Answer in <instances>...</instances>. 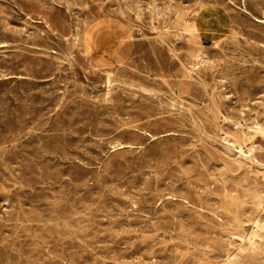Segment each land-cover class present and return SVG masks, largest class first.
I'll return each mask as SVG.
<instances>
[{"label": "rangeland", "instance_id": "1", "mask_svg": "<svg viewBox=\"0 0 264 264\" xmlns=\"http://www.w3.org/2000/svg\"><path fill=\"white\" fill-rule=\"evenodd\" d=\"M0 2V264L264 263V253L256 263L238 252L254 221H264V170L236 171L224 160L235 155L227 142L253 151L261 143L252 128L264 113V0ZM235 253L238 260L229 262Z\"/></svg>", "mask_w": 264, "mask_h": 264}, {"label": "bare ground", "instance_id": "2", "mask_svg": "<svg viewBox=\"0 0 264 264\" xmlns=\"http://www.w3.org/2000/svg\"><path fill=\"white\" fill-rule=\"evenodd\" d=\"M78 1V0H77ZM127 1V0H126ZM135 1V0H134ZM194 1V0H193ZM196 1V0H195ZM260 1V0H259ZM15 2V1H14ZM66 2V1H65ZM117 2V1H116ZM138 2V1H137ZM207 2V1H206ZM209 2V1H208ZM262 2V1H261ZM1 3V2H0ZM7 3V2H6ZM41 3V2H40ZM46 3V2H45ZM52 3V2H51ZM54 3V2H53ZM114 3V2H113ZM31 4V3H30ZM38 4V3H37ZM72 4V3H71ZM70 4V5H71ZM75 4V3H74ZM129 4V3H128ZM137 4V3H136ZM165 4H168V2L167 3H165ZM263 4V3H262ZM39 5V4H38ZM45 5V4H44ZM59 5V4H58ZM64 5V4H63ZM81 5V4H80ZM112 6H113V4H111ZM132 5V4H131ZM171 5V4H170ZM213 5V4H212ZM211 5V6H212ZM52 6V5H51ZM88 6V5H87ZM128 6V5H127ZM139 6V5H138ZM166 6V5H165ZM181 6H182V4H181ZM189 6V5H188ZM199 6V5H198ZM9 7V6H8ZM56 7V6H55ZM156 6H154V8H155ZM167 7V6H166ZM191 7V6H190ZM229 7H230V5H229ZM20 8V7H19ZM54 8V7H53ZM64 8V7H63ZM71 8V7H70ZM121 8V7H120ZM126 8V7H125ZM128 8V7H127ZM132 8V7H131ZM153 8V9H154ZM183 8V7H182ZM197 8V7H196ZM233 8V7H232ZM246 8H248V6L246 7ZM11 9V8H10ZM48 9V8H47ZM50 9V8H49ZM72 9V8H71ZM103 9H104V7H103ZM111 9V8H110ZM136 9V8H135ZM139 9V8H138ZM140 9H141V7H140ZM174 9V8H173ZM190 9V8H189ZM231 9V8H230ZM241 9V8H240ZM7 10V9H6ZM80 10H82V9H80ZM118 10V9H117ZM131 10V9H130ZM168 10H169V8H168ZM176 10V9H175ZM186 10H187V8H186ZM214 10V9H213ZM10 11V10H9ZM62 11V10H61ZM73 11V10H72ZM88 11V10H87ZM100 11V10H99ZM101 11H102V9H101ZM132 11V10H131ZM135 11V10H134ZM152 11V10H151ZM157 11V9L154 11V12H156ZM216 11V10H215ZM2 12V11H1ZM24 12V11H23ZM111 12V11H110ZM125 12H126V10H125ZM128 13H129V11H127ZM153 12V11H152ZM153 12V13H154ZM175 12V11H174ZM217 12V11H216ZM239 12V11H238ZM12 13H14V12H12ZM127 13V14H128ZM140 13V12H139ZM143 13V12H142ZM218 13V12H217ZM226 12H224V14H225ZM257 13V12H256ZM135 14V13H134ZM243 14V13H242ZM80 15V14H79ZM135 15H140V14H135ZM175 15V14H174ZM216 15V14H215ZM237 15H239V14H237ZM248 15H250V14H248ZM257 15V14H256ZM30 16H32V15H30ZM33 16H34V14H33ZM38 16V15H37ZM75 16V15H74ZM117 16V15H116ZM122 16V15H121ZM128 16V15H127ZM154 16H155V14H154ZM163 16V15H162ZM226 16V15H225ZM230 16V15H229ZM242 17V15H239V17ZM246 15H245V13H244V17H245ZM6 17V16H5ZM54 17V16H53ZM63 17H64V15H63ZM70 17V16H69ZM175 17V16H174ZM188 17V16H187ZM198 17V16H197ZM196 17V18H197ZM42 18V17H41ZM75 18V17H74ZM77 18V17H76ZM114 18V17H113ZM151 18H153V17H151ZM201 18V17H200ZM253 18V17H252ZM43 19V18H42ZM139 19V18H138ZM206 19V18H205ZM230 19V18H229ZM4 20V19H3ZM40 20V19H39ZM72 20V19H71ZM76 20V19H75ZM95 20V19H94ZM113 21H115L114 19H112ZM153 20V19H152ZM155 20H156V18H155ZM171 20V19H170ZM193 20V19H192ZM233 20V19H232ZM243 20V19H242ZM80 21V20H79ZM96 21V20H95ZM136 21V20H135ZM138 21V20H137ZM144 21V20H143ZM161 21V20H160ZM172 21V20H171ZM246 21H248V20H246ZM57 22V21H56ZM71 22H73V21H71ZM87 22V21H86ZM93 22V21H92ZM165 22V21H164ZM167 22V21H166ZM199 22V21H198ZM210 22V21H209ZM253 22V21H252ZM3 23H6V22H3ZM30 23H31V21H30ZM46 23V22H45ZM48 23V22H47ZM81 23V22H80ZM95 23V22H94ZM93 23V24H94ZM126 23V22H125ZM131 23V22H130ZM149 23V22H148ZM147 23V24H148ZM186 23V22H185ZM202 23V22H201ZM200 23V24H201ZM205 23V22H204ZM231 23V22H230ZM236 23H238V22H236ZM251 23V22H250ZM25 24V23H24ZM44 24V23H43ZM42 24V25H43ZM174 24V23H173ZM3 25V24H2ZM36 25V24H35ZM71 25V24H70ZM127 25V24H126ZM134 25V24H133ZM151 25V24H150ZM191 25V24H190ZM239 25V24H238ZM48 26H49V24H48ZM61 26V25H60ZM63 26V25H62ZM77 26V25H76ZM94 26V25H93ZM131 26V25H130ZM160 26V25H159ZM172 26V25H171ZM206 26V25H205ZM233 26V25H232ZM256 26V25H255ZM25 27V26H24ZM29 27V26H28ZM31 27V26H30ZM50 27V26H49ZM81 27V26H80ZM132 27V26H131ZM135 27V26H134ZM199 27V26H198ZM218 27V26H217ZM239 27V26H238ZM7 28V27H6ZM153 28V27H152ZM166 28V27H165ZM254 28V27H253ZM262 28V27H261ZM264 28V27H263ZM32 29V28H31ZM36 29V28H35ZM35 29H34V31H35ZM60 29V28H59ZM128 29V28H127ZM149 29V28H148ZM241 29V28H240ZM18 30V29H17ZM20 30V29H19ZM129 30V29H128ZM138 30V29H137ZM136 30V31H137ZM182 30V29H181ZM203 30V29H202ZM201 30V31H202ZM263 30V29H262ZM5 31V30H4ZM21 31H23V30H21ZM28 31V30H27ZM32 31V30H31ZM51 31V30H50ZM78 31V30H77ZM103 31V30H102ZM241 31V30H240ZM260 31V30H259ZM6 32V31H5ZM64 32V31H63ZM128 32V31H127ZM161 32V31H160ZM260 32H262V31H260ZM162 33V32H161ZM179 33V32H178ZM207 33H209V32H207ZM249 33V32H248ZM3 34V33H2ZM37 34V33H36ZM38 34H40V33H38ZM109 34V33H108ZM141 34V33H140ZM168 34V33H167ZM4 35V34H3ZM6 35V34H5ZM24 35V34H23ZM45 35V34H44ZM55 35V34H54ZM61 35V34H60ZM76 35H78V34H76ZM135 35V34H134ZM158 35V34H157ZM162 35V34H161ZM206 35V34H205ZM212 35V34H211ZM224 35V34H223ZM256 35V34H255ZM53 36V35H52ZM57 36V35H56ZM85 36V35H84ZM83 36V38H85ZM103 36V35H102ZM133 36V35H132ZM145 36V35H144ZM167 36V35H166ZM207 36V35H206ZM213 36V35H212ZM229 36V35H228ZM257 36V35H256ZM13 37V36H12ZM15 37V36H14ZM43 37V36H42ZM104 37V36H103ZM109 37V36H108ZM221 37H222V35H221ZM255 37V36H254ZM261 37V36H260ZM37 38H39V37H37ZM62 38V37H61ZM70 38V37H69ZM73 38V37H72ZM78 38V37H77ZM80 38V37H79ZM166 38V37H165ZM182 38V37H181ZM241 38V37H240ZM22 39V38H21ZM28 39V38H27ZM34 39V38H33ZM76 39V38H75ZM102 39V38H101ZM119 39H121V38H119ZM148 39V38H147ZM180 39V38H179ZM206 39V38H205ZM5 40V39H4ZM73 40V39H72ZM90 40V39H89ZM93 40V39H92ZM106 40V39H105ZM182 40V39H181ZM185 40V39H184ZM220 40H221V38H220ZM244 40V39H243ZM247 40V39H246ZM20 41V40H19ZM18 41V42H19ZM30 41V40H29ZM28 41V42H29ZM34 41V40H33ZM42 41V40H41ZM55 41V40H54ZM81 41V40H80ZM91 41V40H90ZM159 41V40H158ZM162 41V40H161ZM250 41V40H249ZM260 41H262V40H260ZM13 42V41H12ZM79 42V41H78ZM84 42V41H83ZM132 42V41H131ZM138 42V41H137ZM180 42V41H179ZM225 42V41H224ZM243 42V41H242ZM58 43V42H57ZM135 43V42H134ZM181 43V42H180ZM24 44H26V43H24ZM34 44V43H33ZM36 44V43H35ZM49 44V43H48ZM102 44V43H101ZM132 44H133V42H132ZM162 44V43H161ZM177 44V43H176ZM188 44V43H187ZM228 44V43H227ZM237 44V43H236ZM253 44V43H252ZM31 45H32V43H31ZM77 45H80V44H77ZM76 45V46H77ZM95 45V44H94ZM169 45V44H168ZM52 46V45H51ZM61 46V45H60ZM82 46V45H81ZM164 46V45H163ZM189 46V45H188ZM215 46H217V45H215ZM227 46V45H226ZM241 46V45H240ZM9 47V46H8ZM74 47V46H73ZM96 47H98V46H96ZM111 47V46H110ZM162 47V46H161ZM174 47V46H173ZM7 48V47H6ZM29 48V47H28ZM48 48H50V47H48ZM58 48V47H57ZM76 48V47H75ZM94 48V47H93ZM111 48H113V47H111ZM115 48V47H114ZM191 48V47H190ZM213 49H214V47H212ZM232 48V47H231ZM36 49V48H35ZM67 49V48H66ZM174 49V48H173ZM241 49V48H240ZM11 50V49H10ZM74 50V49H73ZM80 50V49H79ZM82 50V49H81ZM89 50V49H88ZM205 50V49H204ZM236 50V49H235ZM246 50H248L247 48H246ZM44 51V50H43ZM121 51V50H120ZM119 51V52H120ZM141 51V50H140ZM200 51V50H199ZM211 51V50H210ZM249 51V50H248ZM261 51V50H260ZM63 52V51H62ZM78 52V51H77ZM90 52V51H89ZM216 52H217V50H216ZM1 53V52H0ZM4 53V52H3ZM12 53V52H11ZM18 53H19V51H18ZM48 53V52H47ZM73 53V52H72ZM154 53V52H153ZM186 53H188V52H186ZM262 53V52H261ZM14 54V53H13ZM24 54H25V52H24ZM28 54V53H27ZM172 54V53H171ZM207 54V53H206ZM255 54V53H254ZM22 55V54H21ZM181 55V54H180ZM186 55V54H185ZM194 55V54H193ZM223 55V54H222ZM257 55V54H256ZM9 56V55H8ZM12 56V55H11ZM23 56V55H22ZM173 56V55H172ZM205 56H207V55H205ZM241 56V55H240ZM62 57V56H61ZM73 57V56H72ZM79 57V56H78ZM84 57V56H83ZM203 57V56H202ZM13 58H14V56H13ZM98 58V57H97ZM208 58V57H207ZM4 59V58H3ZM17 59H19V58H17ZM68 59V58H67ZM76 59V58H75ZM99 59V58H98ZM133 59H135V58H133ZM137 59H139V58H137ZM258 59V58H257ZM1 60V59H0ZM34 60V59H33ZM87 60V59H86ZM201 60V59H200ZM260 60H262V59H260ZM38 61H40V60H38ZM57 61V60H56ZM68 61V60H67ZM104 61V60H103ZM102 61V62H103ZM143 61V60H142ZM174 61V60H173ZM224 61V60H223ZM251 61V60H250ZM2 62V61H1ZM0 62V63H1ZM88 62H89V60H88ZM96 62V61H95ZM104 62H107V61H104ZM205 62V61H204ZM226 62V61H225ZM233 62V61H232ZM241 62H242V60H241ZM247 62H248V60H247ZM4 63H5V61H4ZM7 63V62H6ZM29 63V62H28ZM33 63V62H32ZM40 63V62H39ZM70 63V62H69ZM80 63V62H79ZM199 63V62H198ZM202 63V62H201ZM212 63V62H211ZM222 63V62H221ZM244 63V62H243ZM246 63V62H245ZM244 63V64H245ZM252 63V62H251ZM26 64V63H25ZM34 64V63H33ZM83 64V63H82ZM109 64V63H108ZM141 64V63H140ZM177 64H178V62H177ZM186 64V63H185ZM193 64H194V62H193ZM192 64V65H193ZM200 64V63H199ZM203 64V63H202ZM206 64V63H205ZM239 64V63H238ZM22 65V64H21ZM43 65V64H42ZM70 65V64H69ZM91 65V64H90ZM102 65V64H101ZM188 65V64H187ZM191 65V64H190ZM208 65V64H207ZM221 65V64H220ZM240 65V64H239ZM83 66V65H82ZM87 66V65H86ZM97 66V65H96ZM189 66V65H188ZM222 66V65H221ZM247 66V65H246ZM259 66V65H258ZM101 67V66H100ZM113 67V66H112ZM115 67V66H114ZM196 67V66H195ZM211 67V66H210ZM215 67H216V65H215ZM14 68V67H13ZM30 68V67H29ZM35 68V67H34ZM151 68V67H150ZM201 68V67H200ZM234 68V67H233ZM86 69H88L89 70V68H86ZM114 69V68H113ZM121 69V68H120ZM119 69V70H120ZM123 69H124V67H123ZM222 69V68H221ZM224 69V68H223ZM222 69V70H223ZM229 69V68H228ZM27 70V69H26ZM70 70V69H69ZM104 70V69H103ZM181 70V69H180ZM187 70V69H186ZM204 70V69H203ZM202 70V71H203ZM237 70V69H236ZM239 70V69H238ZM13 71V70H12ZM87 71V70H86ZM192 71V70H191ZM196 71V70H195ZM200 71V70H199ZM209 71V70H208ZM212 71V70H211ZM218 71V70H217ZM4 72V71H3ZM127 72H129V71H127ZM178 72V71H177ZM197 72V71H196ZM204 72H205V70H204ZM31 73V72H30ZM123 73V72H122ZM129 73H131V72H129ZM183 73V72H182ZM211 73V72H210ZM231 73H233V72H231ZM230 73V74H231ZM241 73V72H240ZM239 73V74H240ZM24 74V73H23ZM108 74V73H107ZM140 74V73H139ZM151 74V73H150ZM181 74V73H180ZM187 74H188V71H187ZM193 74V73H192ZM237 74V73H236ZM243 74V73H242ZM33 75V74H32ZM31 75V76H32ZM101 75V74H100ZM106 75V74H105ZM122 75V74H121ZM160 75V74H159ZM175 75V74H174ZM206 75V77H207V73L205 74ZM225 75V74H224ZM36 76V75H35ZM50 76V75H49ZM153 76V75H152ZM156 76V75H155ZM158 76V75H157ZM6 77V76H5ZM163 77V76H162ZM171 77V76H170ZM182 77V76H181ZM232 77H234V76H232ZM33 78V77H32ZM143 78V77H142ZM172 78V77H171ZM189 78H191V77H189ZM196 78V77H195ZM264 78V77H263ZM46 79V78H45ZM192 79V78H191ZM212 79V78H211ZM236 79V78H235ZM15 80V79H14ZM42 80V79H41ZM58 80V79H57ZM120 80V79H119ZM193 80H195V79H193ZM229 80V79H228ZM151 81V80H150ZM165 81V83H166V80H164ZM191 81V80H190ZM205 81V80H204ZM216 81V80H215ZM8 82H9V80H8ZM46 82V81H45ZM76 82V81H75ZM74 82V83H75ZM161 82V81H160ZM169 82V81H168ZM173 82V81H172ZM231 82V81H230ZM10 83V82H9ZM22 83V82H21ZM34 83V82H33ZM36 83V82H35ZM50 83V82H49ZM48 83V84H49ZM129 83H130V81H129ZM175 83V82H174ZM182 83V82H181ZM203 83V82H202ZM30 84V83H29ZM28 84V85H29ZM37 84V83H36ZM35 84V85H36ZM57 84V83H56ZM132 84V83H131ZM137 84V83H136ZM163 84V83H162ZM180 84V83H179ZM223 84H224V82H223ZM222 84V85H223ZM231 84H232V82H231ZM76 85V84H75ZM124 85V84H123ZM171 85V84H170ZM200 85V84H199ZM198 85V86H199ZM218 85V84H217ZM258 85V84H257ZM256 85V86H257ZM54 86V85H53ZM58 86V85H57ZM61 86V85H60ZM77 86V85H76ZM118 86V85H117ZM128 86H130V85H128ZM151 86V85H150ZM154 86V85H153ZM168 86V85H167ZM172 86V85H171ZM47 87V86H46ZM50 87V86H49ZM72 86L70 85V88H71ZM82 88H83V86H81ZM88 87V86H87ZM122 87V86H121ZM124 87V86H123ZM158 87V86H157ZM229 87H230V85H229ZM69 88V87H68ZM86 88V87H85ZM90 88V87H89ZM126 88V87H125ZM199 88V87H198ZM246 88V87H245ZM258 88V87H257ZM27 89V88H26ZM80 89V88H79ZM91 89V88H90ZM92 89H94V88H92ZM168 89V88H167ZM173 89V88H172ZM186 89V88H185ZM201 89V88H200ZM199 89V90H200ZM209 90H210V88H208ZM260 89V88H259ZM74 90V89H73ZM113 90V89H112ZM126 90V89H125ZM124 90V91H125ZM131 90V89H130ZM134 90V89H133ZM138 90V89H137ZM164 90V89H163ZM180 90H181V88H180ZM198 90V91H199ZM10 91V90H9ZM60 91V90H59ZM65 91V90H64ZM77 91H78V89H77ZM82 91H83V89H82ZM95 91V90H94ZM127 91V90H126ZM129 91V90H128ZM139 91V90H138ZM141 91V90H140ZM179 91V90H178ZM188 90H186V92H187ZM193 91V90H192ZM206 91V90H205ZM4 92V91H3ZM19 93L21 92V91H18ZM70 92V91H69ZM101 92V91H100ZM109 92V91H108ZM107 92V93H108ZM112 92V91H111ZM110 92V93H111ZM136 92V91H135ZM212 92V91H211ZM232 92V91H231ZM10 93H12V92H10ZM83 93V92H82ZM90 93H91V91H90ZM98 93V92H97ZM115 93V92H114ZM141 93V92H140ZM162 93V92H161ZM184 93V92H183ZM201 93V92H200ZM203 93H204V91H203ZM220 93V92H219ZM246 93V92H245ZM244 93V94H245ZM6 94H8V93H6ZM32 94V93H31ZM62 94V93H61ZM80 94V93H79ZM105 94V93H104ZM128 94V93H127ZM134 94V93H133ZM147 94V93H146ZM158 94V93H157ZM180 94V93H179ZM192 94V93H191ZM190 94V95H191ZM194 94V93H193ZM229 94H230V92H229ZM13 95H15V94H13ZM22 95V94H21ZM59 95V94H58ZM67 95V94H66ZM94 95V94H93ZM99 95V94H98ZM117 95V94H116ZM124 95V94H123ZM135 95V94H134ZM171 95V94H170ZM212 95V94H211ZM245 95H248V94H245ZM251 95V94H250ZM3 96H5V95H3ZM23 96V95H22ZM29 96V95H28ZM69 96V95H68ZM73 96V95H72ZM77 96V95H76ZM87 96V95H86ZM144 96H146V95H144ZM150 96V95H149ZM153 96V95H152ZM199 96V95H198ZM206 96H208L207 94H206ZM238 96V95H237ZM7 97V96H6ZM15 97V96H14ZM48 97V96H47ZM55 97V96H54ZM136 97H137V95H136ZM163 97V96H162ZM169 97V96H168ZM173 97V96H172ZM171 97V98H172ZM191 97V96H190ZM248 97V96H247ZM3 98V97H2ZM43 98V97H42ZM68 98V97H67ZM69 98H70V96H69ZM89 98V97H88ZM93 98V97H92ZM101 98H104V97H101ZM109 98V97H108ZM160 98V97H159ZM189 98V97H188ZM205 98V97H204ZM209 98V97H208ZM208 98H205V99H208ZM238 98V97H237ZM236 98V99H237ZM14 99V98H13ZM53 99V98H52ZM63 99V98H62ZM97 99V98H96ZM117 99V98H116ZM239 99V98H238ZM237 99V100H238ZM241 99V98H240ZM31 100V99H30ZM56 100V99H55ZM104 100V99H103ZM149 100V99H148ZM185 100H187V99H185ZM209 100V99H208ZM249 100V99H248ZM48 101V100H47ZM52 101V100H51ZM92 101V100H91ZM99 101V100H98ZM102 101V100H101ZM151 101V100H150ZM182 101V100H181ZM187 101H190L191 102V100H187ZM214 101V99L212 100V102ZM16 102V101H15ZM46 102V101H45ZM50 102V101H49ZM57 102H59V101H57ZM72 102V101H71ZM108 102V101H107ZM159 102V101H158ZM168 102V101H167ZM33 103V102H32ZM44 103V102H43ZM81 103V102H80ZM79 103V104H80ZM94 103V102H93ZM109 103V102H108ZM183 103V102H182ZM185 103V102H184ZM205 103V102H204ZM211 103V102H210ZM209 103V104H210ZM257 103V102H256ZM23 104V103H22ZM31 104V103H30ZM104 104V103H103ZM121 104H122V102H121ZM159 104V103H158ZM214 104V103H213ZM236 104V103H235ZM253 104V103H252ZM83 105V104H82ZM89 105V104H88ZM146 105H147V103H146ZM244 105V104H243ZM242 105V106H243ZM251 105V104H250ZM3 106V105H2ZM24 106V105H23ZM32 106V105H31ZM36 106V105H35ZM90 106V105H89ZM94 106V105H93ZM155 106V105H154ZM172 106H173V104H172ZM216 108H219V105H218V103H216L215 102V105H214ZM239 106V105H238ZM255 106V105H254ZM27 107V106H26ZM25 107V108H26ZM33 107V106H32ZM38 107H39V105H38ZM81 107V106H80ZM83 107H85V106H83ZM95 107V106H94ZM184 107V106H183ZM192 107V106H191ZM198 107V106H197ZM204 107V106H203ZM4 108V107H3ZM2 108V109H3ZM6 108V107H5ZM59 108V107H58ZM89 108V107H88ZM87 107H86V109H88ZM104 108V107H103ZM113 108V107H112ZM159 108H161V107H159ZM190 108V107H189ZM34 109V108H33ZM142 109V108H141ZM180 109H182V108H180ZM207 109V108H206ZM249 109V108H248ZM22 110V109H21ZM138 110V109H137ZM143 110V109H142ZM141 110V111H142ZM156 110V109H155ZM170 110V109H169ZM174 110V109H173ZM192 111H193V109H191ZM211 110V109H210ZM212 110H214V109H212ZM250 110V109H249ZM14 111V110H13ZM23 111V110H22ZM25 111V110H24ZM29 111V110H28ZM144 111V110H143ZM177 111V110H176ZM185 111V110H184ZM196 111V110H195ZM194 111V112H195ZM216 111V110H215ZM242 111V110H241ZM246 111V110H245ZM248 111V110H247ZM7 112V111H6ZM35 112V111H34ZM162 112H163V109H162ZM169 112H171V111H169ZM207 112V111H206ZM211 112V111H210ZM220 112V111H219ZM240 112V111H239ZM32 113V112H31ZM146 113V112H145ZM177 113V112H176ZM184 113V112H183ZM185 114V113H184ZM198 114V113H197ZM217 114H218V112H217ZM234 114V113H233ZM29 115V114H28ZM57 115V114H56ZM159 115H161V114H159ZM190 115V114H189ZM205 115V114H204ZM220 115V114H219ZM218 115V116H219ZM13 116V115H12ZM25 116V115H24ZM37 116V115H36ZM199 116V115H198ZM207 116V115H206ZM211 116V115H210ZM232 116V115H231ZM33 117V116H32ZM63 117V116H62ZM97 117V116H96ZM261 119L259 120V122L258 123H256L255 124V127H253L252 128V131L254 132V133H256V134H258V137H256V138H258V139H260L261 140V143H260V145H258L259 146V148L256 150V151H253L252 149H250V148H247V149H245V147L242 145V144H238V146H236L234 143H231V142H227V145L225 146V149H227L228 151H231V152H235V155L233 156L232 154H226V156L224 157V160H225V162L227 163V165L230 167V168H233L234 170H236V171H239V169H242L244 166H246L247 168H249V169H256V168H260V170L261 169H263L264 170V113H262L261 114ZM25 118V117H24ZM34 118V117H33ZM66 118H67V116H66ZM160 118V117H159ZM169 118V117H168ZM179 118V117H178ZM181 118V117H180ZM190 118H192V117H190ZM208 118V117H207ZM12 119H14V118H12ZM40 119V118H39ZM38 119V120H39ZM92 119V118H91ZM90 119V120H91ZM151 119V118H150ZM163 119V118H162ZM165 119V118H164ZM202 119V118H201ZM245 119V118H244ZM259 119V118H258ZM31 120H32V118H31ZM37 120V121H38ZM134 120V119H133ZM234 120H236L235 118H234ZM97 121V120H96ZM170 121V120H169ZM186 121V120H185ZM189 121V120H188ZM199 121V120H198ZM216 121V120H215ZM239 121V120H238ZM245 121V120H244ZM244 121H243V123H244ZM248 121V120H247ZM5 122V121H4ZM60 122V121H59ZM68 122V121H67ZM98 122V121H97ZM153 122V121H152ZM193 122V121H192ZM203 122V121H202ZM229 122V121H228ZM246 122V121H245ZM255 122V121H254ZM23 123H24V121H23ZM216 123H217V121H216ZM250 123V122H249ZM6 124V123H5ZM9 124V123H8ZM18 124V123H17ZM38 124V123H37ZM36 124V125H37ZM125 124V123H124ZM167 124V123H166ZM232 124V123H231ZM27 125V124H26ZM40 125H41V123H40ZM129 125H131V124H129ZM140 125V124H139ZM192 125V124H191ZM9 126V125H8ZM25 126V125H24ZM35 126V125H34ZM58 126V125H57ZM120 126V125H119ZM136 126V125H135ZM138 126V125H137ZM151 126V125H150ZM175 126V125H174ZM230 126V125H229ZM236 126V125H235ZM205 127V126H204ZM207 127H209V125L207 126ZM218 127V126H217ZM233 127V126H232ZM16 128H17V126H16ZM21 128V127H20ZM23 128V127H22ZM163 128H165V127H163ZM170 128V127H169ZM172 128V127H171ZM192 128V127H191ZM194 128V127H193ZM192 128V129H193ZM196 128V127H195ZM236 128V127H235ZM238 128V127H237ZM236 128V129H237ZM242 128V127H241ZM58 129V128H57ZM62 129V128H61ZM119 129V128H118ZM137 129H139V128H137ZM33 130V129H32ZM35 130V129H34ZM54 130V129H53ZM126 130V129H125ZM188 130V129H187ZM249 130V129H248ZM25 131V130H24ZM43 131V130H42ZM58 131V130H57ZM63 131V130H62ZM71 131V130H70ZM129 131V130H128ZM143 131V130H142ZM162 131V130H161ZM170 131V130H169ZM173 131V130H172ZM179 131V130H178ZM192 131V130H191ZM190 131V132H191ZM198 131V130H197ZM236 131V130H235ZM242 131V130H241ZM251 131V130H250ZM26 132V131H25ZM55 132H56V130H55ZM133 132H135L134 130H133ZM10 133V132H9ZM27 133V132H26ZM42 133V132H41ZM65 133V132H64ZM149 133V132H148ZM181 133V132H180ZM192 133V132H191ZM199 133V132H198ZM13 134V133H12ZM15 134H16V132H15ZM32 134H34V133H32ZM55 134V133H54ZM150 134V133H149ZM177 134V133H176ZM212 134V133H211ZM242 134V133H241ZM8 135V134H7ZM17 135V134H16ZM18 135H19V133H18ZM17 135V136H18ZM29 135H31L30 133H29ZM57 135V134H56ZM73 135V134H72ZM158 135V134H157ZM162 135V134H161ZM164 135V134H163ZM179 135V134H178ZM196 135V134H195ZM251 135V134H250ZM32 136V135H31ZM53 136V135H52ZM66 136V135H65ZM174 136V135H173ZM172 136V137H173ZM202 136V135H201ZM215 136H216V134H215ZM23 137H25V136H23ZM30 137V136H29ZM34 137V136H33ZM32 137V138H33ZM51 137V136H50ZM59 137V136H58ZM186 138H187V136H185ZM237 137V136H236ZM11 138V137H10ZM15 138V137H14ZM19 138V137H18ZM27 138V137H26ZM37 138V137H36ZM65 138V137H64ZM71 138V137H70ZM69 138V139H70ZM243 138H245V137H243ZM9 139V138H8ZM50 139V138H49ZM48 139V140H49ZM59 139V138H58ZM67 139V138H66ZM161 139V138H160ZM159 139V140H160ZM171 139H173V138H171ZM184 139V138H183ZM229 139V138H228ZM234 139V138H233ZM37 140H39V139H37ZM46 140H47V138H46ZM60 140V139H59ZM63 140V139H62ZM182 140V139H181ZM235 140V139H234ZM241 140V139H240ZM248 140H250V139H248ZM14 141V140H13ZM28 141V140H27ZM26 141V142H27ZM42 141H44V139L42 140ZM55 141V140H54ZM65 141V140H64ZM233 141V140H232ZM236 141V140H235ZM254 141V140H253ZM2 142V141H1ZM11 142V141H10ZM36 142V141H35ZM49 142V141H48ZM63 142V141H62ZM162 142V141H161ZM47 143V142H46ZM66 143V142H65ZM254 143V142H253ZM5 144V143H4ZM15 144V143H14ZM19 144V143H18ZM44 144V143H43ZM71 144V143H70ZM139 144V143H138ZM161 144V143H160ZM197 144V143H196ZM13 145V144H12ZM22 145V144H21ZM47 145V144H46ZM56 145V144H55ZM66 144H64V146H65ZM71 145H73V144H71ZM143 145V144H142ZM156 145V144H155ZM168 145V144H167ZM219 145V144H218ZM245 145V144H244ZM6 146V145H5ZM17 146V145H16ZM41 146V145H40ZM58 146V145H57ZM211 146V145H210ZM214 146V145H213ZM10 147V146H9ZM8 147V148H9ZM55 147V146H54ZM60 147V146H59ZM187 147V146H186ZM223 147V146H222ZM246 147H247V145H246ZM12 148V147H11ZM35 148V147H34ZM47 148V147H46ZM49 148V147H48ZM47 148V149H48ZM71 148V147H70ZM69 148V149H70ZM193 148V147H192ZM41 149H44V148H41ZM54 149V148H53ZM64 149V148H63ZM74 149H75V147H74ZM76 149H77V147H76ZM138 149V148H137ZM194 149V148H193ZM5 150V149H4ZM38 150V149H37ZM12 151H13V148H12ZM16 151V150H15ZM35 151V150H34ZM62 151V150H61ZM64 151V150H63ZM63 151H62V153H63ZM66 151V150H65ZM72 151V150H71ZM70 151V152H71ZM75 151V150H74ZM144 151H146V150H144ZM143 151V152H144ZM156 151V150H155ZM185 151V150H184ZM5 152V151H4ZM31 152H33V151H31ZM41 152V151H40ZM44 152V151H43ZM47 152V151H46ZM78 152V151H77ZM147 152V151H146ZM145 152V153H146ZM225 152V151H224ZM61 153V152H60ZM67 153V152H66ZM123 153V152H122ZM125 153V152H124ZM155 153V152H154ZM163 153V152H162ZM196 152H194V154H195ZM11 154V153H10ZM22 154V153H21ZM64 154V153H63ZM113 154V153H112ZM115 154V153H114ZM113 154V155H114ZM126 154V153H125ZM183 154V153H182ZM49 155V154H48ZM47 155V156H48ZM52 155V154H51ZM83 155V154H82ZM156 155V154H155ZM4 156H6V155H4ZM13 156V155H12ZM39 156V155H38ZM50 156V155H49ZM118 156V155H117ZM120 156V155H119ZM137 156V155H136ZM143 156V155H142ZM147 156V155H146ZM160 156V155H159ZM165 156V155H164ZM163 156V157H164ZM32 157H33V155H32ZM46 157V156H45ZM45 157H43V158H45ZM53 157V156H52ZM55 157V156H54ZM85 157V156H84ZM161 157V156H160ZM10 158V157H9ZM72 158V157H71ZM180 158V157H179ZM17 159V158H16ZM37 159V158H36ZM46 159V158H45ZM52 159V158H51ZM181 159V158H180ZM199 159V158H198ZM18 160V159H17ZM19 160H20V158H19ZM88 160V159H87ZM141 160V159H140ZM154 160H156V159H154ZM24 161V160H23ZM30 161V160H29ZM48 161V160H47ZM146 161V160H145ZM168 161V160H167ZM4 162H5V160H4ZM9 162V161H8ZM25 162V161H24ZM50 162V161H49ZM86 162V161H85ZM200 162V161H199ZM13 163V162H12ZM17 163V162H16ZM74 163V162H73ZM120 163H121V161H120ZM132 163V162H131ZM134 163V162H133ZM211 163V162H210ZM15 164V163H14ZM163 164H164V162H163ZM2 165V164H1ZM47 165V164H46ZM137 165V164H136ZM197 165V164H196ZM81 166V165H80ZM155 166H156V164H155ZM177 166V165H176ZM195 166V165H194ZM193 166V167H194ZM1 167V166H0ZM34 167V166H33ZM43 167H45L46 168V166L44 165ZM54 167V166H53ZM174 167V166H173ZM18 168H20V167H18ZM40 168V167H39ZM44 168V169H45ZM48 168V167H47ZM50 168V167H49ZM132 168H134V167H132ZM176 168V167H175ZM174 168V169H175ZM179 168V167H178ZM177 168V169H178ZM191 168V167H190ZM211 168H213V167H211ZM215 168V167H214ZM5 169V168H4ZM75 169V168H74ZM82 169H84V168H82ZM121 169V168H120ZM165 169V168H164ZM168 169V168H167ZM197 169V168H196ZM17 170V169H16ZM20 170V169H19ZM23 170V169H22ZM25 170V169H24ZM45 170H47V169H45ZM76 170V169H75ZM85 170V169H84ZM182 170V169H181ZM12 171V170H11ZM29 171V170H28ZM57 171V170H56ZM124 171V170H123ZM175 171H176V169H175ZM204 171H206V170H204ZM122 172V171H121ZM220 172V171H219ZM34 173V172H33ZM74 173V172H73ZM123 173H125V172H123ZM152 173V172H151ZM205 173V172H204ZM217 173V172H216ZM30 174V173H29ZM56 174H57V172H56ZM141 174V173H140ZM164 174V173H163ZM173 174V173H172ZM192 174V173H191ZM208 174V173H207ZM218 174V173H217ZM38 175V174H37ZM40 175V174H39ZM38 175V176H39ZM44 175V174H43ZM120 175V174H119ZM158 175V174H157ZM16 176V175H15ZM25 176V175H24ZM32 176V175H31ZM96 176V175H95ZM105 176V175H104ZM121 176V175H120ZM210 176V175H209ZM214 176V175H213ZM1 177V176H0ZM3 177V176H2ZM41 177V176H40ZM51 177V176H50ZM101 177V176H100ZM119 177V176H118ZM125 177V176H124ZM223 177H226V176H223ZM42 178V177H41ZM91 178V177H90ZM111 178V177H110ZM135 178V177H134ZM211 178V177H210ZM222 178V177H221ZM243 178V177H242ZM264 178V177H263ZM21 179V178H20ZM31 179V178H30ZM69 179V178H68ZM96 179V178H95ZM104 179V178H103ZM175 179V178H174ZM219 179V178H218ZM235 179V178H234ZM246 179V178H245ZM1 180V179H0ZM13 180H14V178H13ZM13 180H12V182H13ZM25 180H27L26 178H25ZM92 180V179H91ZM98 180V179H97ZM105 180V179H104ZM177 180V179H176ZM212 180V179H211ZM220 180V179H219ZM223 180H225V179H223ZM222 180V181H223ZM10 181V180H9ZM22 181V180H21ZM24 181V180H23ZM36 181V180H35ZM40 181V180H39ZM55 181H56V179H55ZM99 181V180H98ZM156 181V180H155ZM165 181V180H164ZM180 181V180H179ZM231 181V180H230ZM229 181V182H230ZM29 182V181H28ZM51 182V181H50ZM87 182V181H86ZM194 182V181H193ZM215 182V181H214ZM213 182V183H214ZM232 182V181H231ZM230 182V183H231ZM236 182V181H235ZM8 183V182H7ZM17 183V182H16ZM24 183V182H23ZM54 183V182H53ZM85 183V182H84ZM89 183H90V181H89ZM88 183V184H89ZM101 183V182H100ZM152 183V182H151ZM218 183V182H217ZM223 184H224V182H222ZM242 183H245V182H242ZM10 184V183H9ZM29 184V183H28ZM34 184V183H33ZM39 184H41V182L39 183ZM62 184V183H61ZM64 184H66L65 183V181H64ZM83 184V183H82ZM87 184V183H86ZM91 184V183H90ZM89 184V185H90ZM187 184H188V182H187ZM215 184V183H214ZM220 184V183H219ZM234 184V183H233ZM257 184V183H256ZM5 185V184H4ZM41 185H43V184H41ZM55 185V184H54ZM70 185V184H69ZM76 185V184H75ZM148 185H149V183H148ZM209 185H210V182H209ZM32 186V185H31ZM46 186V185H45ZM53 186V185H52ZM157 186V185H156ZM173 186H175L174 184H173ZM218 186V185H217ZM221 186V185H220ZM231 186V185H230ZM264 186V185H263ZM25 187V186H24ZM60 187V186H59ZM64 187V186H63ZM82 187H84V186H82ZM96 187H98L97 185H96ZM100 187V186H99ZM214 187H216V186H214ZM225 187V186H224ZM237 187V186H236ZM249 187V186H248ZM252 187V186H251ZM21 188V187H20ZM28 188V187H27ZM31 189H32V187H30ZM37 188V187H36ZM66 188V187H65ZM77 188V187H76ZM227 188V187H226ZM234 188V187H233ZM13 189H15V188H13ZM50 189V188H49ZM71 189H74V188H71ZM88 189V188H87ZM99 189V188H98ZM110 189V188H109ZM148 189V188H147ZM173 189V188H172ZM186 189V188H185ZM221 189V188H220ZM241 189V188H240ZM239 189V190H240ZM19 190H22V188L21 189H19ZM80 190V189H79ZM103 190V189H102ZM105 190V189H104ZM108 190V189H107ZM111 190V189H110ZM230 190V189H229ZM236 190V189H235ZM11 191V190H10ZM29 191V190H28ZM43 191V190H42ZM47 191V190H46ZM59 191H61V190H59ZM68 191H69V189H68ZM114 191V190H113ZM117 191V190H116ZM224 191H226V190H224ZM243 191V190H242ZM20 192V191H19ZM37 192V191H36ZM62 192V191H61ZM118 192V191H117ZM232 192V191H231ZM17 193V192H16ZM33 193V192H32ZM59 193V192H58ZM72 193V192H71ZM105 193V192H104ZM120 193V192H119ZM189 193V192H188ZM240 193V192H239ZM38 194V193H37ZM70 194V193H69ZM202 194V193H201ZM222 194L224 195V193H223V191H222ZM1 195V194H0ZM26 195V194H25ZM28 195H29V193H28ZM31 195V194H30ZM34 195V194H33ZM40 195H42V194H40ZM62 195H63V193H62ZM91 195V194H90ZM103 195V194H102ZM156 195V194H155ZM215 195V194H214ZM241 195H243V194H241ZM15 196V195H14ZM22 196V195H21ZM20 196V197H21ZM45 196H47V195H45ZM55 196H56V194H55ZM61 196V195H60ZM77 196V195H76ZM100 196V195H99ZM107 196H109V195H107ZM120 196V195H119ZM161 196H162V194H161ZM213 196V195H212ZM220 196V195H219ZM226 196V195H225ZM244 196V195H243ZM13 197V196H12ZM23 197V196H22ZM25 197V196H24ZM42 197V196H41ZM62 197V196H61ZM70 197V196H69ZM73 197V196H72ZM247 197V196H246ZM2 198V197H1ZM16 198V197H15ZM38 198V197H37ZM51 198V197H50ZM66 198V197H65ZM99 198V197H98ZM119 198V197H118ZM211 198V197H210ZM6 199V198H5ZM8 199V198H7ZM70 199V198H69ZM92 199V198H91ZM129 199V198H128ZM222 199V198H221ZM57 200V199H56ZM63 200V199H62ZM87 200H88V198H87ZM90 200V199H89ZM95 200V199H94ZM100 200V199H99ZM98 200V201H99ZM119 200V199H118ZM125 200V199H124ZM220 200V199H219ZM226 200V199H225ZM247 200H249V199H247ZM246 200V201H247ZM20 201V200H19ZM22 201V200H21ZM42 201V200H41ZM46 201V200H45ZM66 201V200H65ZM73 201V200H72ZM103 201V200H102ZM115 201V200H114ZM189 201V200H188ZM191 201H192V199H191ZM198 201V200H197ZM17 202V201H16ZM29 202V201H28ZM40 202V201H39ZM44 202V201H43ZM62 202V201H61ZM94 202V201H93ZM126 202V201H125ZM230 202H232V200L230 201ZM238 202V201H237ZM237 202H235V204H237ZM249 202V201H248ZM253 202V201H252ZM24 203V202H23ZM35 203H37V202H35ZM92 203V202H91ZM106 203V202H105ZM127 203H128V201H127ZM191 203V202H190ZM245 203V202H244ZM254 203V202H253ZM31 204V203H30ZM61 204V203H60ZM67 204V203H66ZM79 204V203H78ZM110 204V203H109ZM210 204V203H209ZM48 205V204H47ZM62 205H63V203H62ZM65 205V204H64ZM111 205V204H110ZM200 205V204H199ZM198 205V206H199ZM212 205V204H211ZM231 205V204H230ZM229 205V206H230ZM233 205H234V203H233ZM252 205V204H251ZM5 206V205H4ZM7 206V205H6ZM32 206V205H31ZM30 206V207H31ZM35 206V205H34ZM70 206V205H69ZM73 206V205H72ZM99 206V205H98ZM103 206V205H102ZM195 206V205H194ZM214 206V205H213ZM217 206V205H216ZM237 206H238V204H237ZM53 207H55V206H53ZM79 207H80V205H79ZM105 207V206H104ZM115 207V206H114ZM191 207V206H190ZM206 207V206H205ZM209 207V206H208ZM230 207H232V206H230ZM256 207V206H255ZM14 208V207H13ZM18 208V207H17ZM34 208V207H33ZM73 208V207H72ZM108 208V207H107ZM111 208V207H110ZM110 208H108V209H110ZM134 208V207H133ZM188 208V207H187ZM229 208V207H228ZM245 208V207H244ZM252 208V207H251ZM258 208V207H257ZM256 208V209H257ZM262 208V207H261ZM19 209V208H18ZM17 209V210H18ZM30 209V208H29ZM57 209V208H56ZM74 209H76V208H74ZM99 209V208H98ZM115 209V208H114ZM117 209V208H116ZM181 209V208H180ZM194 209V208H193ZM202 209V208H201ZM217 209V208H216ZM233 209V208H232ZM253 209V208H252ZM28 210V209H27ZM34 209H32V211H33ZM68 210V209H67ZM83 210V209H82ZM120 210H123V209H120ZM178 210V209H177ZM4 210H2V212H3ZM21 211V210H20ZM37 211V210H36ZM40 211V210H39ZM56 211V210H55ZM74 211V210H73ZM87 211V210H86ZM127 211V210H126ZM174 211H176V210H174ZM189 211V210H188ZM225 211V210H224ZM232 211V210H231ZM247 211V210H246ZM42 212H45V210L43 211L42 210ZM107 212H108V210H107ZM120 212V211H119ZM124 212V211H123ZM122 212V213H123ZM166 212V211H165ZM203 212V211H202ZM220 212V211H219ZM223 212V211H222ZM226 212V211H225ZM38 213V212H37ZM55 213V212H54ZM58 213V212H57ZM88 213V212H87ZM112 213H113V211H112ZM206 213V212H205ZM224 213V212H223ZM228 213V212H227ZM234 213V212H233ZM4 214V213H3ZM66 214V213H65ZM72 214V213H71ZM74 214V213H73ZM109 214V213H108ZM251 214V213H250ZM255 214V213H254ZM7 215V214H6ZM18 215V214H17ZM23 215V214H22ZM40 215V214H39ZM45 215V214H44ZM51 215V214H50ZM116 215V214H115ZM141 215V214H140ZM207 215V214H206ZM214 215V214H213ZM225 215V214H224ZM1 216V215H0ZM46 216V215H45ZM55 216V215H54ZM76 216V215H75ZM86 216H88V215H86ZM94 216H96V215H94ZM101 216V215H100ZM111 216V215H110ZM215 216V215H214ZM217 217H218V215H216ZM3 217V216H2ZM9 217V216H8ZM20 217V216H19ZM23 217V216H22ZM129 217V216H128ZM140 217V216H139ZM231 217V216H230ZM260 217V216H259ZM42 218V217H41ZM48 218H50V217H48ZM63 218V217H62ZM77 218V217H76ZM79 218V217H78ZM90 218V217H89ZM88 218V219H89ZM115 218V217H114ZM197 218V217H196ZM225 218V217H224ZM241 218V217H240ZM253 218V217H252ZM11 219V218H10ZM61 219V218H60ZM83 219V218H82ZM85 219V218H84ZM138 219V218H137ZM201 219V218H200ZM206 219V218H205ZM212 219H213V217H212ZM230 219V218H229ZM22 220H24L23 218H22ZM49 220V219H48ZM111 220V219H110ZM199 220V219H198ZM218 220V219H217ZM224 220V219H223ZM235 220V219H234ZM247 221H248V219H246ZM254 220V219H253ZM12 221V220H11ZM17 221V220H16ZM37 221H38V219H37ZM41 221V220H40ZM39 221V222H40ZM62 221V220H61ZM64 221V220H63ZM78 221V220H77ZM76 221V222H77ZM83 221V220H82ZM102 221V220H101ZM108 221V220H107ZM220 221V220H219ZM228 221V220H227ZM230 221H231V219H230ZM2 222V221H1ZM48 222V221H47ZM51 222V221H50ZM198 222H200V221H198ZM215 222V221H214ZM3 223V222H2ZM55 223V222H54ZM66 223V222H65ZM69 223H70V221H69ZM72 223H73V221H72ZM71 223V224H72ZM179 223V222H178ZM204 223V222H203ZM221 223V222H220ZM6 224V223H5ZM45 224V223H44ZM56 224V223H55ZM91 224V223H90ZM89 224V225H90ZM165 224V223H164ZM173 224H175V223H173ZM172 224V225H173ZM206 224V223H205ZM10 225H13V224H10ZM46 225V224H45ZM61 225V224H60ZM110 225V224H109ZM113 225V224H112ZM217 225V224H216ZM25 226H27V225H25ZM48 226V225H47ZM57 226H59V225H57ZM62 226V225H61ZM79 226V225H78ZM159 226V225H158ZM157 226V227H158ZM175 226V225H174ZM221 226V225H220ZM225 226V225H224ZM229 226H230V224H229ZM249 226V225H248ZM251 226V225H250ZM18 227V226H17ZM29 227H31V226H29ZM54 227V226H53ZM171 227V226H170ZM215 227V226H214ZM232 226H230V228H231ZM234 227V226H233ZM236 227V226H235ZM238 227V226H237ZM241 227V226H240ZM15 228H16V226H15ZM37 228V227H36ZM43 228V227H42ZM46 228V227H45ZM83 228V227H82ZM174 228V227H173ZM246 228V227H245ZM1 229V228H0ZM30 229V228H29ZM44 229V228H43ZM60 229H62V228H60ZM78 229H81L80 227L78 228ZM103 229V228H102ZM178 229H179V227H178ZM238 229V228H237ZM4 230V229H3ZM9 230V229H8ZM19 230H20V228H19ZM31 230V229H30ZM39 230V229H38ZM59 230V229H58ZM111 230V229H110ZM191 230V229H190ZM222 230V229H221ZM249 230H251V229H249ZM41 232H42V230H40ZM62 231V230H61ZM68 231V230H67ZM103 231H105V230H103ZM194 231V230H193ZM205 231V230H204ZM207 231V230H206ZM8 232V231H7ZM11 232H13V231H11ZM156 232V231H155ZM184 232V231H183ZM237 232H239V231H237ZM25 233V232H24ZM29 233V232H28ZM54 233V232H53ZM57 233V232H56ZM55 233V234H56ZM170 233H172V232H170ZM241 233V232H240ZM30 234V233H29ZM32 234V233H31ZM81 234H83V233H81ZM88 234V233H87ZM86 234V235H87ZM93 234V233H92ZM97 234V233H96ZM262 234H264V221H260L259 219L258 220H255L254 221V223L252 224V231H250V233L249 234H247V236H246V238H245V245H243L242 244V246H241V248H239L238 246V252H240L241 253V255H242V253L243 252H246L247 254H249V256L248 257H250L251 258V260H253L254 262H258L259 261V257L264 253L263 252V249H262V247H261V245H264V235H262ZM77 235V234H76ZM98 235V234H97ZM2 236V235H1ZM6 236H8V235H6ZM17 236V235H16ZM34 236H35V234H34ZM49 236V235H48ZM64 236H65V233H64ZM93 236V235H92ZM96 236V235H95ZM184 236V235H183ZM186 236V235H185ZM245 236V235H244ZM37 237V236H36ZM59 237H61V236H59ZM172 237H174V236H172ZM189 237V236H188ZM16 238V237H15ZM66 238H67V236H66ZM96 238H98V236L96 237ZM167 238V237H166ZM190 238V237H189ZM209 238V237H208ZM19 239V238H18ZM63 239V238H62ZM76 239V238H75ZM149 239V238H148ZM168 239V238H167ZM210 239V238H209ZM7 240V239H6ZM46 240H48V238H46ZM64 240V239H63ZM72 240H74V239H72ZM77 240V239H76ZM92 240V239H91ZM163 240V239H162ZM197 240V239H196ZM227 240V239H226ZM230 240V239H229ZM228 240V241H229ZM87 241V240H86ZM90 241V240H89ZM152 241V240H151ZM154 241V240H153ZM157 241V240H156ZM159 241V240H158ZM32 242V241H31ZM59 242V241H58ZM191 242V241H190ZM6 243V242H5ZM11 243V242H10ZM72 243V242H71ZM93 243V242H92ZM150 243H152V242H150ZM157 243V242H156ZM159 243V242H158ZM162 243V242H161ZM177 243V242H176ZM201 243V242H200ZM236 243V242H235ZM6 244H8V243H6ZM15 244V243H14ZM20 244V243H19ZM74 244V243H73ZM76 244V243H75ZM96 244V243H95ZM160 244V243H159ZM168 244V243H167ZM202 244V243H201ZM34 245V244H33ZM32 245V246H33ZM84 245H86V244H84ZM170 245V244H169ZM178 245V244H177ZM176 245V246H177ZM204 245V244H203ZM207 245V244H206ZM213 245V244H212ZM241 245V244H240ZM16 246V245H15ZM35 246V245H34ZM46 246V245H45ZM55 246V245H54ZM63 246V245H62ZM61 246V247H62ZM72 246V245H71ZM77 246V245H76ZM99 246V245H98ZM97 246V247H98ZM28 247V246H27ZM74 247V246H73ZM166 247V246H165ZM216 247V246H215ZM229 247H231V246H229ZM5 248V247H4ZM19 248V247H18ZM29 248H31V247H29ZM48 248V247H47ZM54 248V247H53ZM100 248V247H99ZM164 248V247H163ZM162 248V249H163ZM25 249V248H24ZM75 249V248H74ZM85 250H86V248H84ZM105 249V248H104ZM181 249V248H180ZM190 249V248H189ZM188 249V250H189ZM193 249V248H192ZM206 249H208V248H206ZM230 249V248H229ZM26 250V249H25ZM56 250V253H57V249H55ZM84 250V251H85ZM93 250H95V249H93ZM232 250V249H231ZM0 251H2V249H0ZM15 251V250H14ZM21 251V250H20ZM176 251V250H175ZM174 251V252H175ZM233 251H235V250H233ZM6 252V251H5ZM16 252V251H15ZM22 252H23V250H22ZM27 252V251H26ZM25 252V253H26ZM42 252V251H41ZM30 253V252H29ZM48 253V252H47ZM55 253V252H54ZM92 253V252H91ZM240 253H238V254H240ZM0 254H2V253H0ZM4 254V253H3ZM42 254V253H41ZM107 254V253H106ZM195 254V253H194ZM226 254H227V252H226ZM237 253H235V254H231L230 256H229V258H227L228 260H229V262H236L237 260H238V258H239V256L240 255H238ZM69 255V254H68ZM71 255H72V253H71ZM81 255H83V254H81ZM95 255V254H94ZM188 255V254H187ZM215 256H216V254H214ZM221 255H224V253L223 254H221ZM18 256V255H17ZM49 256V255H48ZM57 256V255H56ZM63 256V255H62ZM95 256H97V255H95ZM0 257H1V255H0ZM8 257V256H7ZM73 257V256H72ZM71 257V258H72ZM86 257V256H85ZM92 257V256H91ZM211 257V256H210ZM227 257V256H226ZM225 257V258H226ZM5 258V257H4ZM31 258V257H30ZM45 258V257H44ZM56 258V257H55ZM65 258V257H64ZM98 258V257H97ZM105 258V257H104ZM187 258H189V256L187 257ZM193 258V257H192ZM221 258V257H220ZM11 259V258H10ZM32 259V258H31ZM47 258H45V260H46ZM77 259H79L78 257H77ZM94 259V258H93ZM173 259V258H172ZM241 259V258H240ZM12 260V259H11ZM33 260V259H32ZM37 260V259H36ZM49 260V259H48ZM51 260H52V258H51ZM58 260V259H57ZM60 260H61V258H60ZM87 260V259H86ZM91 260H92V258H91ZM95 260V259H94ZM93 260V261H94ZM106 260V259H105ZM21 261V260H20ZM70 261V260H69ZM173 261V260H172ZM190 261V260H189ZM196 261V260H195ZM31 262H33V261H31ZM45 262V261H44ZM48 262V261H47ZM63 262V261H62ZM68 262V261H67ZM2 263V262H1ZM7 263V262H6ZM56 263V262H55ZM58 263V262H57ZM61 263V262H60ZM65 263V262H64ZM63 263V264H64ZM76 263V262H75ZM74 263V264H75ZM93 263V262H92ZM104 263V262H103ZM172 263V262H171ZM174 263V262H173ZM191 263V262H190ZM198 263V262H197ZM251 263V262H250ZM9 264V263H8ZM18 264V263H17ZM62 264V263H61ZM116 264V263H115ZM241 264V263H240ZM264 264V263H263Z\"/></svg>", "mask_w": 264, "mask_h": 264}]
</instances>
